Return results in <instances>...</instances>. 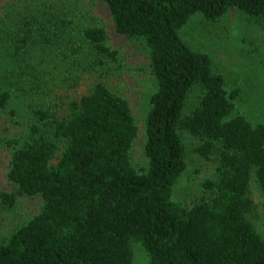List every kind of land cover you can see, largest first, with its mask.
<instances>
[{"label": "trees", "instance_id": "obj_1", "mask_svg": "<svg viewBox=\"0 0 264 264\" xmlns=\"http://www.w3.org/2000/svg\"><path fill=\"white\" fill-rule=\"evenodd\" d=\"M95 1L105 3L117 32L147 50L155 85L145 115L147 167L130 159L137 125L128 100L111 88L119 51L104 25L86 19L82 0H37L16 30L2 31L14 54L26 57L37 45L80 59L86 47L92 59L77 79L88 73L91 80L38 103L25 137L4 140L12 189L0 192V202L11 207L20 195L40 194L43 204L0 241V264H132L136 245L147 264H264V238L250 217L251 180L264 196V123L232 115L239 88L227 90L210 56L179 34L192 15L216 21L232 7L264 26V0ZM10 98L0 89V110ZM181 131L217 164L189 206L171 198L186 168Z\"/></svg>", "mask_w": 264, "mask_h": 264}, {"label": "rangeland", "instance_id": "obj_2", "mask_svg": "<svg viewBox=\"0 0 264 264\" xmlns=\"http://www.w3.org/2000/svg\"><path fill=\"white\" fill-rule=\"evenodd\" d=\"M82 1L89 8V12H85L86 19L98 17L106 30L109 46L119 51V57L114 61L111 88L128 100L136 121L137 136L130 150L131 162L137 169L146 168L145 115L149 109V96L155 87L147 50L138 40L115 30L104 2ZM36 2L0 0V89L10 90L8 110H13V114L0 110V192H10L12 189L7 178L11 148L5 145L4 140L25 137L28 124L32 121V109L38 103L55 101L58 94L67 96L76 93L91 80L88 73L77 79L80 72L84 73L81 70L83 65L92 59L86 47L80 49L85 55L80 59H74L77 54L48 55L45 52L50 50H42L37 45L26 57L20 58L14 54L13 46L3 32L7 28L16 30L21 17ZM194 16L180 29V36L192 49L210 56L212 67L224 77L227 90L239 88L232 115L242 114L251 123H264V26L236 7L230 8L216 21ZM71 35L75 40L82 41L77 30L72 29ZM44 58L46 60L43 62ZM196 96V89L189 93L184 113L190 111ZM181 136L186 149V168L173 186L171 198L189 206L205 194L202 182L217 176V164L194 151L199 143L196 138L185 131H181ZM251 182L250 195L255 208L250 217L264 238V196L256 183ZM42 204L40 194L20 195L11 207L0 202V241H5L15 228L39 212ZM132 264H147L146 253L140 245L134 247Z\"/></svg>", "mask_w": 264, "mask_h": 264}]
</instances>
